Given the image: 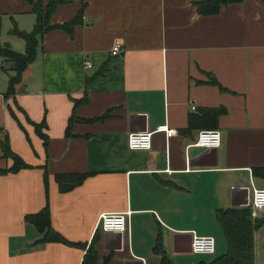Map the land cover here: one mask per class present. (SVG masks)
Returning a JSON list of instances; mask_svg holds the SVG:
<instances>
[{
  "label": "crops",
  "instance_id": "1",
  "mask_svg": "<svg viewBox=\"0 0 264 264\" xmlns=\"http://www.w3.org/2000/svg\"><path fill=\"white\" fill-rule=\"evenodd\" d=\"M38 1L0 0L2 43L26 51L11 29L34 28ZM197 1L60 0L51 24L80 19L71 33L39 35L8 98L16 70L0 55V137L31 164L0 173V264H81L92 243L97 264L209 260L192 251L193 233L215 237L214 257L227 251L220 209L250 207L264 188V0L206 15ZM44 120L47 145L34 124ZM164 123L177 133L154 131L150 150L129 148V132ZM210 128L222 144L194 149ZM47 204L63 241L43 239L27 218ZM126 210L122 236L99 228L102 214ZM253 238L264 264V223Z\"/></svg>",
  "mask_w": 264,
  "mask_h": 264
},
{
  "label": "trees",
  "instance_id": "2",
  "mask_svg": "<svg viewBox=\"0 0 264 264\" xmlns=\"http://www.w3.org/2000/svg\"><path fill=\"white\" fill-rule=\"evenodd\" d=\"M60 0H49L46 5L42 4V1L32 2L34 5L33 10L37 16V22L33 29L29 31H23L16 26L11 30L12 32L20 35L26 42V51L20 52L14 50L7 43L1 42L0 35V55L4 56L10 61H13V68L16 70L15 74L10 77L8 90L5 92V97L8 98L9 94L14 91L15 82L19 81L21 72L27 67L37 55L38 37L42 32L50 29L62 27L72 31V26L80 19L81 12L71 19V21L63 24H51L50 16L55 11V8L59 4ZM241 0H199L197 1L198 11L201 14L217 13L222 4L229 2H236ZM76 116H72L67 127V133H70L72 122ZM38 134L44 139V144L48 143L47 133L42 131V127L45 124V120L36 123ZM0 145L2 147V155L11 157L13 164L8 168H0V173L16 172L20 168L30 167L31 164L27 163L21 155L16 151L14 152L10 145L8 134L6 133L3 138L0 137ZM262 171V169H261ZM264 171V169H263ZM47 175V173H46ZM27 218L33 220L37 227L45 232L43 239H52L63 241V237L51 227L50 214L48 204L39 212L28 215ZM220 222L222 224L225 237L228 242V250L222 255L215 256L213 259L200 260L196 264H255L254 253V232L258 227L264 223V217H258L253 220L251 215V208L245 207L242 209L227 208L220 209ZM97 251L92 243L87 249L81 264H97ZM163 264H173L171 260L166 257L163 258Z\"/></svg>",
  "mask_w": 264,
  "mask_h": 264
},
{
  "label": "built area",
  "instance_id": "3",
  "mask_svg": "<svg viewBox=\"0 0 264 264\" xmlns=\"http://www.w3.org/2000/svg\"><path fill=\"white\" fill-rule=\"evenodd\" d=\"M123 46L120 41L114 43L112 46V54L116 55L122 51ZM86 66H91L92 62L87 59ZM194 104L192 108L194 109ZM162 131L169 138L174 136L177 131L169 125V123L160 124L155 130L150 131H132L128 133V146L131 149L150 150L153 144V132ZM197 139L194 145L203 147H219L222 144V134L218 128L201 129L198 131ZM252 208V216L257 217L261 210H264V188H254L253 197L250 202ZM131 212L129 210L122 212H107L102 214L99 218L98 224L102 231H116L123 234L127 232L128 218ZM217 240L211 235H200L193 233L192 236V251L194 253L214 254L216 250Z\"/></svg>",
  "mask_w": 264,
  "mask_h": 264
},
{
  "label": "water",
  "instance_id": "4",
  "mask_svg": "<svg viewBox=\"0 0 264 264\" xmlns=\"http://www.w3.org/2000/svg\"><path fill=\"white\" fill-rule=\"evenodd\" d=\"M200 148H203V146L197 145L194 149H200ZM61 184L63 186V189H69L70 187L73 186V183H71V182H62ZM118 233L120 234V236H122V233H120V232H118Z\"/></svg>",
  "mask_w": 264,
  "mask_h": 264
},
{
  "label": "rangeland",
  "instance_id": "5",
  "mask_svg": "<svg viewBox=\"0 0 264 264\" xmlns=\"http://www.w3.org/2000/svg\"><path fill=\"white\" fill-rule=\"evenodd\" d=\"M19 39L24 44L25 40L23 38H19ZM223 239H225V235H223ZM225 240L227 242V239H225ZM227 250H228V248H227ZM199 255H201V256H203L204 258H207V259H210V258L214 257V255H211V254L210 255L209 254H199Z\"/></svg>",
  "mask_w": 264,
  "mask_h": 264
}]
</instances>
